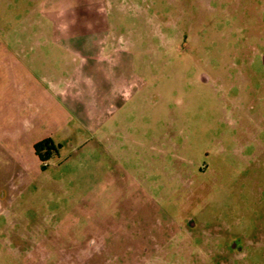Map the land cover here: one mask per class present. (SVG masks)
Instances as JSON below:
<instances>
[{"label": "rangeland", "instance_id": "1", "mask_svg": "<svg viewBox=\"0 0 264 264\" xmlns=\"http://www.w3.org/2000/svg\"><path fill=\"white\" fill-rule=\"evenodd\" d=\"M120 3L114 134L0 179V264H264V0Z\"/></svg>", "mask_w": 264, "mask_h": 264}, {"label": "crops", "instance_id": "2", "mask_svg": "<svg viewBox=\"0 0 264 264\" xmlns=\"http://www.w3.org/2000/svg\"><path fill=\"white\" fill-rule=\"evenodd\" d=\"M120 11V0H0V179L41 173L44 139L60 148L80 130L114 134L129 96L102 66L127 52Z\"/></svg>", "mask_w": 264, "mask_h": 264}, {"label": "trees", "instance_id": "3", "mask_svg": "<svg viewBox=\"0 0 264 264\" xmlns=\"http://www.w3.org/2000/svg\"><path fill=\"white\" fill-rule=\"evenodd\" d=\"M35 151L42 161H46L50 159L53 154L58 153V147L51 138H48L36 143Z\"/></svg>", "mask_w": 264, "mask_h": 264}]
</instances>
